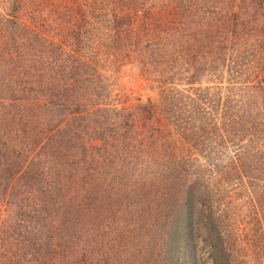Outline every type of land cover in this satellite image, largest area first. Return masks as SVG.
<instances>
[{
    "label": "rangeland",
    "instance_id": "1",
    "mask_svg": "<svg viewBox=\"0 0 264 264\" xmlns=\"http://www.w3.org/2000/svg\"><path fill=\"white\" fill-rule=\"evenodd\" d=\"M22 1L28 10H23L24 19L34 29L46 34V37L57 43L65 42V55L73 65L82 58L81 55L90 58L93 64L98 63L93 79L82 84L87 88L86 95L81 98L100 100V109L85 115L86 118L76 117L68 125L65 124L73 114L67 113L65 116L61 109L45 112L46 109L41 106L47 97L36 86L43 87L51 83L50 86H58L69 64L59 59L56 61V54L59 53L56 50L52 53L46 51V47L50 46L39 40V33L26 32L17 40L27 47H24L26 52L19 58L16 43L7 37V51L2 54L3 57L0 56V132L7 136L8 143L1 144L0 148V174L3 175L0 179L2 177L4 184L10 180V172L16 175L10 182L13 190L8 187V193L11 194H6L8 189L0 187V264H73L83 257L84 250L91 252V259L105 260L102 264H120V260L116 261L118 256V259H122L121 254L136 253L132 252L133 245H147L150 242L148 238L155 233L151 230L153 225L155 227V218L148 214L147 209L144 210L139 200L144 187L153 184L154 191L160 190L159 185L173 190L175 185L178 190L180 185L174 179L178 172L173 174L174 171L165 164L190 155L193 158L187 160L188 163L193 164L192 169L200 174L202 171L199 169L204 166L211 168L221 162L226 164L223 169L227 183L219 188L216 201H219L217 209L221 220H224L225 234L229 235L231 241L227 243L233 247L232 264H264V201L260 203L263 197L261 191L264 193V89L256 84L264 73V67L260 68L264 66V31L259 29L253 35L247 34V42L242 45L240 42L236 45V38L232 36L234 51L230 54L237 58L238 55L247 56V64L253 66L250 75L241 77L237 76L230 62L232 56L230 60L227 57L224 66L218 61L215 62H218L217 66H214L207 57L197 56L194 59L190 52L198 42L183 38V31L190 35L195 34L197 29L207 33L214 28L222 32L224 20L215 22V26L214 20L231 10L239 12V0H209L214 10L207 9L210 6L204 7L205 0H193L191 3L184 0L185 3L178 7L180 14L177 27L182 31L178 33V42L174 45L176 49H161L159 58L150 52L153 48L140 49L137 53H126L122 47L117 49L111 44V36L103 37V42L92 48L90 43L99 40L102 34L92 28L101 22L97 16L100 11L88 7L90 0H84L83 5L77 6L78 10L72 14L65 10L53 14L54 17L48 14L49 22L42 19L41 23L39 0L37 3L36 0ZM2 2L1 12H18V7H13L11 0ZM138 2L141 9H148L157 16L165 14L159 10L163 8L162 0ZM168 2L169 6L178 5L176 1ZM185 6L187 10L181 11ZM40 8L44 9L45 5ZM260 16L264 25V16ZM1 27L5 31V25L1 24ZM226 34L223 33L224 36ZM0 44L2 46L1 33ZM216 45L214 41V50ZM200 64L204 70L199 83H187L186 76L194 73ZM76 69H73V74ZM73 76L76 78L75 83H82L83 80L77 75ZM169 85L182 89L185 86H209L213 103L224 105L222 109L212 108V115L219 121L224 116L230 120H241L245 124V128L238 127V137L242 141H229L223 145L225 155L218 159L217 150L207 143L195 161L194 156L197 154L191 142L179 133L172 120L160 109L159 86ZM30 86L36 87V90L31 92L28 89ZM227 105H235L239 113H231ZM150 107L155 111L153 116L148 113ZM54 124H60L62 133L70 131L73 138L82 140L95 155L94 160L76 168L75 176H69L70 163L63 164L66 160L55 155L49 157L45 152L39 155V146L51 134L49 132L43 136L41 130ZM206 124L212 135L214 121L212 124L207 121ZM199 131L200 134L203 132L200 128ZM251 134L256 135V139H251ZM201 136L204 139L205 135ZM61 137L60 134L55 137L56 140L51 138V145L61 146ZM27 143L33 147L29 152L27 148L30 146H25ZM256 146H259V150L255 152L253 149ZM74 148L73 152L78 144ZM17 151L20 152L18 156ZM24 151L27 153L23 154ZM239 151H245L241 159ZM209 153L211 156H208ZM233 156L236 162L232 165H239L243 180L238 177L239 170L228 162ZM48 157V164L50 168L52 166L50 176L45 166H41V162ZM258 158L262 160L256 163ZM42 170V175L50 179L48 193L41 191L43 183H39L42 177L39 173ZM256 174H259V179H256ZM58 179H61L60 183ZM250 180L257 185L253 186ZM251 196L259 201L258 206L254 205ZM148 197L154 199L153 195ZM141 224L145 225L141 228ZM118 244H121L120 252H116L114 246ZM202 245L203 242L199 241L198 254L195 247L192 250L195 261L197 259V264H213L208 250L200 249ZM128 255V262L124 264H138L133 256Z\"/></svg>",
    "mask_w": 264,
    "mask_h": 264
},
{
    "label": "trees",
    "instance_id": "2",
    "mask_svg": "<svg viewBox=\"0 0 264 264\" xmlns=\"http://www.w3.org/2000/svg\"><path fill=\"white\" fill-rule=\"evenodd\" d=\"M11 1L13 2V7H18V12L15 10H10L9 12H5L3 10L4 13L0 11V25H5V31L1 30L2 27L0 28L2 43V46L0 44V56L3 57L2 54H5V50L7 51V47L5 46L7 37H10V40L13 39V42L16 43L18 48L16 49L19 58L26 51L24 50L25 46H22V43L17 40L20 39L26 32L29 34L39 33V40L44 42L46 46H50L48 48L46 47V51H51L52 53L56 50V52H59L56 54V56L58 55L55 57L56 61H58V59L63 60L70 66L67 70H65V73L63 72L58 86H50L52 83L43 87L36 86L39 87V92H42L47 97V99L43 101L44 104L41 107H44L46 109L44 111L47 113L52 109H61V112H63L65 116L67 113L73 114L65 125L70 124V121H73L76 119V117L79 119L86 118L85 115L95 113L96 110L100 109V100L94 98H91L90 100H82V98L86 95L84 93L87 88V86H82V84L83 82H87L86 80L88 79H93V75L97 73L98 63H96L97 65L93 64L90 58H86L81 55L82 58H79L73 65L70 59L65 55V42L57 43L52 38L46 37L47 35L43 34L41 30L37 31L34 29L33 25L24 19L23 10L25 9V11L28 12L26 4L23 3L22 0ZM83 1L84 0H82V2H79V0H59L60 3L57 4L56 0H39V22L41 23L42 19L45 22H49V18L46 15L49 14V16L54 17L53 14H58L63 10L66 12L70 11V14H72V12L78 10L77 6L81 7L83 5ZM137 1L138 0L88 1L91 2L88 7H94L95 10L100 11L97 13V16L99 22H101V24L94 25L92 27L97 33L102 34V37L99 40L92 41L90 43L92 44V48L103 42V37L106 36L109 38L111 36V39L113 40L111 44L115 45L117 49H119V47L126 49V53L133 51L137 53V51L140 52V49L153 48V50L151 49L150 52L159 58L161 49L165 51L166 49L172 51L176 49L174 48V45L178 42V33L182 31L180 27H177L179 23L178 15L180 14V8L178 7H180L182 3H185L184 0H169L171 2L176 1L178 4L177 6L174 4L169 6L168 0H162L163 8L159 10L162 12L164 11L165 14L159 16L148 9H141V6L139 2L138 6ZM186 1L191 3L193 0ZM210 1L215 2V0ZM239 2V5H237V9L240 10L239 12L231 10L230 13H225L220 19L218 16L216 20H214V23L212 22L215 26V22L218 23L219 20L223 19L222 32L219 30L216 31L214 28L207 33L197 29L194 31L196 34L195 36V34L190 35V33L186 34L183 31L184 40H186L185 38H188L190 41L198 42V45H195L193 48H191L192 52H190L193 53L194 59L197 56H202L203 58L207 57V59H209L210 62L214 64V66H217L218 62L224 66L227 57H229L230 60V57L232 56L230 53L234 51L232 50L234 47L232 36L236 38V45L238 42H240L239 44L242 45L246 44L247 42V34L253 35V33L259 29L264 31V25H262V22L260 21L263 19L260 15L264 16V0H249V2L239 0ZM2 3V0H0V6L3 5ZM209 3V0H205L204 7H209ZM41 5H45V8L42 10L40 8ZM207 9L214 10L213 4ZM183 10L186 11L187 7L185 6L184 8H181V11ZM186 14L187 12L183 13L184 18L186 17ZM258 18L259 20H257ZM258 22L261 25L259 24L258 26ZM224 28L227 29L224 30ZM229 29H232V32L231 30L229 31ZM184 30H187V28ZM228 32L230 33L228 34ZM223 33H227L226 35L229 36H224ZM226 39L227 41H225ZM214 41L217 43L215 50L213 48ZM123 52L124 50H122V53ZM51 58H49L50 61ZM52 61H54V58ZM216 61L218 62L215 63ZM230 62H232L234 65V69L238 77L246 74L250 75L252 73L253 66L247 64L249 62L247 56L241 57L238 55L237 58L234 55L232 56ZM77 64L78 66L75 67ZM263 67L264 66L260 68L263 69ZM66 68L67 67H65V69ZM73 69H76L74 74L83 80L82 83L79 84L80 86L75 83L76 78L73 76ZM2 70L3 68L1 69V73H3ZM203 70L204 69L201 64L196 66L195 72L186 76L187 83H199V79L203 74ZM256 84L264 89V73L262 78L260 76V78L257 79ZM36 87L30 86L28 89L31 90V92H34ZM208 87L209 86H185L182 89L180 86H159L161 90L159 98L160 109L168 115L170 120H172L179 133L183 135L186 140L191 142V146L197 154L194 156L195 161L197 160L196 158L198 155L200 156L205 150L207 143L209 146L211 143V148L217 150V159L225 155L223 145H226L229 141H235L236 143L242 141V138L238 137V135H240L238 132V127L243 126V128H245V124H243V122L239 119L230 120L228 116H224L219 121L216 116L214 117L212 115V108L215 109V107H217V109H222L224 108V105H220L219 102L218 105L213 103L214 99L212 98L211 94H209ZM227 108L230 109L231 113H239V110L235 108V105H227ZM148 110V113L153 116L155 111L153 112L152 107L148 108ZM207 121H209L211 124L214 121V129L211 130V132H213L212 135L209 132V126L206 124ZM199 128L203 130L201 134ZM43 129L44 130H41V135L45 136L49 132H51V134L47 136V141L39 146V155L42 152H45V154L49 157L55 155L66 160V162H63V164L70 163L69 176H75L76 174L74 171L76 168L78 169V167L82 164L94 160L95 155L92 154L89 147L86 146L82 140L77 141L76 138H73L71 134H69L70 131H65V133H62L60 124L49 125L47 128L45 126ZM60 134L63 136L60 140L62 141V148L58 144L51 145L50 139L52 138L53 140H56L55 137L60 136ZM201 135H205L204 139ZM6 138L7 136L5 134H1L0 132V148L1 144L6 145L8 143ZM208 139L210 141H208ZM251 139H256V135L251 134ZM76 144H78V148H76V151L73 152V149H75L74 146ZM28 145L30 146L28 143L25 146ZM255 145L261 144L256 143ZM243 148L244 146L241 149ZM32 149L33 147L30 146L27 148V152L31 151ZM34 149L37 148L34 147ZM253 150H255V152L258 151L259 146H256ZM27 152L24 151L23 154ZM244 152L245 151H239L238 156L240 159L245 154ZM19 153L20 152L17 151V156ZM210 154L211 153H209L208 156H211ZM49 157L48 159H44V161L41 162V166H45L50 176L52 174V166L51 168L49 166ZM190 158H193V156H181L178 159H174L173 162L165 164L166 167L174 171L173 174L176 175V171L178 172L177 175L174 176V179H176L175 182L180 185L178 190L176 189L175 185L173 190H168V188H163V186L159 185L160 190L157 189L154 191L153 184L148 187H144L139 200L142 201L144 210L147 209L148 214L155 218V222H153L155 227L153 225V228L151 229L152 231L154 230L155 233L152 234L151 238H148L150 242H148L147 245H137L136 243L133 245L134 250L132 252L136 253H131L129 255L121 254L122 259H118V256L116 261L120 260V264H122V262L123 264L128 262L126 255L129 257L133 256V258L137 260L138 264H197V259L195 261V254L192 250L195 247L198 254L199 241L203 242V245L200 247V249L208 250L213 264L233 263V260H231L233 247L231 244L227 243L231 241L229 239V235L227 236V234H225L226 231L223 228L224 220H221L222 217L218 214L217 209L219 201H216V194L220 192L219 188L227 183L225 176L226 174L223 169L225 168L226 164L221 162L218 163L217 166L215 165L211 168L204 166L202 169H199L202 171L200 174L192 169L193 164L188 163L187 160H190ZM261 160L262 159L258 158L255 160V162L259 163ZM228 162L232 165L233 162H236V158L233 156ZM232 166L233 168H237L239 170L238 177L243 180L244 175L240 170L239 165ZM71 167H74V170ZM64 168L65 167H63V170ZM28 170L29 169L26 171ZM220 172L222 175H224L223 177L225 179L222 178ZM42 173L43 170L39 173V175L42 176L39 178V183H43V190L41 189V191L48 193L46 191L48 188L50 189V179L48 180L46 175L43 176ZM61 173L62 170L59 172V176ZM10 174L11 177L7 183L3 184L1 177L0 187L3 186L4 190H7L9 187V189L12 191L13 187H10V182L16 174H13V172H10ZM256 175V179H259V174ZM0 176L3 175L0 174ZM57 182L60 183L61 179H58ZM250 183L253 186L257 185V183H255L253 180H250ZM61 188H63V186ZM9 189L6 191V194L8 195L11 194L8 193ZM261 194L263 195V200L261 198L260 203L264 201V193H262V191ZM148 195H153L154 199L148 197ZM251 198L254 205L258 206L257 203H259V201L257 202L254 196H251ZM54 201V203H56V200ZM144 225L141 224L139 227L142 228ZM146 232H148V230ZM126 243L124 244V248H126ZM114 246L116 252H120L119 247L121 244ZM46 249H48V247H46ZM90 253V251L88 253L86 250H84L83 257L75 260L73 264L104 263L105 260L91 259ZM111 262L114 261L112 260Z\"/></svg>",
    "mask_w": 264,
    "mask_h": 264
}]
</instances>
